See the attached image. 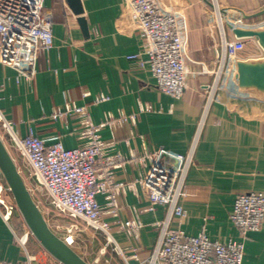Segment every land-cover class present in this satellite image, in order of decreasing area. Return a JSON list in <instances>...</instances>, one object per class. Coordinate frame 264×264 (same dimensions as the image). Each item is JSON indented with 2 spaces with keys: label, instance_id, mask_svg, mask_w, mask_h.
<instances>
[{
  "label": "crops",
  "instance_id": "0c3cea01",
  "mask_svg": "<svg viewBox=\"0 0 264 264\" xmlns=\"http://www.w3.org/2000/svg\"><path fill=\"white\" fill-rule=\"evenodd\" d=\"M163 1L186 13L185 61L195 73L182 97L163 91L149 65L141 68L128 57L143 49L145 37L126 0H82L88 37L66 0H45L54 21V44L39 54L32 81L19 80L14 67L0 62V111L15 123L20 135L32 128L47 143L60 138L68 148L80 143L71 129L76 120L70 119L71 128L64 127L51 117L56 106L69 100L88 104L95 122L120 110L139 112L136 124L104 126L100 131L104 140H114L107 154L122 158L114 168L116 178L131 182L148 170L132 161L133 154L161 150L187 156L192 152L180 196L187 217L172 221L170 227L188 235L206 232L219 241L244 238V264H264V223L243 236L230 217L239 192H264V0ZM85 91L91 94L85 96ZM98 93L110 98L95 103ZM142 103H151L153 110L140 111ZM7 146L30 176L24 157ZM23 176L29 188L43 190L32 176ZM0 182L7 183L1 171ZM149 204L140 185L128 188L121 215L138 216L144 226L138 240L113 226L112 234L125 255L108 241L99 247L113 264H149L162 233L157 223L168 211L162 204L146 210ZM12 218L13 222L5 220L0 212V260L25 261L16 233L28 226L18 210ZM34 241L31 251L36 264H61ZM136 247L139 258L131 257Z\"/></svg>",
  "mask_w": 264,
  "mask_h": 264
},
{
  "label": "built area",
  "instance_id": "2783aa9c",
  "mask_svg": "<svg viewBox=\"0 0 264 264\" xmlns=\"http://www.w3.org/2000/svg\"><path fill=\"white\" fill-rule=\"evenodd\" d=\"M126 2L145 37L143 49L128 57L141 68L149 65L163 91L176 98L182 97L188 78L195 73L185 61V10L176 8L171 1ZM53 23L45 0H0V62L14 67L19 80L25 78L32 81L35 77L39 54L54 44ZM90 94V91L84 92L85 96ZM109 98L105 93H98L93 102ZM153 108L151 103H142L140 111ZM138 115L136 111L120 110L117 114L109 113L101 122H95L88 104L69 100L62 106H56L51 114L54 120H60L66 128L70 127L71 118L76 120L70 128L80 143L71 148L66 147L60 138L47 143L32 128L26 135H20L15 123L1 111L0 126L8 134L11 146L24 157L30 167V176L48 195L50 204L58 213L74 220L63 226L66 232L60 235L69 245L75 244V232L81 229L75 220H83L93 229L105 233L107 241L114 243V249L125 255L112 234V228L116 225L136 240L140 238L144 226L142 220L135 215L129 218L121 215L128 188L138 184L150 199L146 210H152L158 204L168 207L166 218L157 223L162 227V233L152 250L149 264H244V238L219 241L206 232L188 235L182 229L170 227L172 221L183 222L187 217L180 196L192 162V152L187 156L161 150L133 154L132 161L148 170L131 182L116 178L114 168L122 158L119 154H107L114 140H104L100 131L104 126L117 128L126 122L136 124ZM18 167L23 175V169ZM7 192H11L8 184L0 182V212L5 220H11L18 207L7 197ZM230 217L243 236L261 229L264 223V192L253 189L239 192ZM31 234L30 229L16 233V239L27 255L25 261L0 260V264H33L35 254L29 248ZM135 249L131 257L139 258L138 247Z\"/></svg>",
  "mask_w": 264,
  "mask_h": 264
},
{
  "label": "water",
  "instance_id": "95a60500",
  "mask_svg": "<svg viewBox=\"0 0 264 264\" xmlns=\"http://www.w3.org/2000/svg\"><path fill=\"white\" fill-rule=\"evenodd\" d=\"M66 2L76 16L84 35L88 37L89 24L82 0H66ZM261 45L264 48V40H261ZM0 171L10 188L18 210L40 244L62 264H91L51 228L1 135Z\"/></svg>",
  "mask_w": 264,
  "mask_h": 264
},
{
  "label": "rangeland",
  "instance_id": "374dc122",
  "mask_svg": "<svg viewBox=\"0 0 264 264\" xmlns=\"http://www.w3.org/2000/svg\"><path fill=\"white\" fill-rule=\"evenodd\" d=\"M0 133L3 136V139L6 145L8 144L10 146L11 145L10 138L1 126H0ZM17 157L19 156L17 155ZM23 172H24L23 174L25 175V177L30 178V176L26 173V170ZM33 191H34V196H35L34 199L38 203L39 207L41 208L51 228L57 234L64 235L66 230L63 228V226H66L68 223L74 220L67 215L58 213L57 210H55V208L50 204L48 195L45 193L44 190L39 191L37 189H33ZM7 197L10 200L14 201V199L12 198L13 196L11 192H7ZM18 214H20L22 220H24L19 210H18ZM14 219L15 218H12V222L14 221ZM75 221H78L81 229L75 232L76 242L73 245V247L76 250L80 251L85 257L93 261L94 264H113V262L111 261L109 257H106V256L104 257L105 254H101L100 248H99L101 244L107 241L106 234L103 233L102 231L95 230L92 227L88 226L86 222L83 220H75ZM24 226H27L25 220H24ZM35 239L37 240V242H39L38 239L35 237V235L32 233L30 245H29V248L32 251L35 248L34 246ZM41 247L44 250V252H46V254H50V253H47L48 251L42 245ZM36 263H37L36 261L33 262V264H36Z\"/></svg>",
  "mask_w": 264,
  "mask_h": 264
}]
</instances>
